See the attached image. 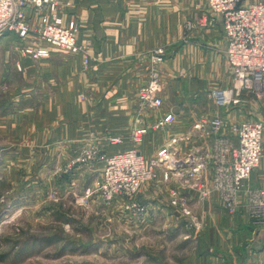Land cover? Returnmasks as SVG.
Listing matches in <instances>:
<instances>
[{"label": "crops", "instance_id": "crops-1", "mask_svg": "<svg viewBox=\"0 0 264 264\" xmlns=\"http://www.w3.org/2000/svg\"><path fill=\"white\" fill-rule=\"evenodd\" d=\"M60 1L59 14L64 22L77 25V43L89 50L94 59L92 69L82 71L78 55L60 50L51 49L48 57L35 61L21 53L12 70L13 78L21 81L9 99L14 108L11 113L0 109V141L8 129L13 130V144L19 153L26 142L31 147L61 145L65 150L66 145L74 150L71 146L87 140L104 145L107 137L116 136L123 140L122 146L128 144L137 91L149 78L146 54L156 49L168 50L157 67L162 107L144 111L142 121L150 126L169 114L173 123L149 132L139 149L147 159L156 147L172 136L183 135L200 118L221 116L228 127L244 121L248 108L260 107L252 100L245 109L221 112L209 97L208 93L229 87L232 72L218 19L213 26L199 24L207 13L206 0H69V6ZM186 21L195 27L184 42L182 24ZM8 42L6 35L0 47ZM25 129L29 132H23ZM225 133L224 128L221 134ZM202 145L196 140L187 148ZM180 148L186 150L185 145ZM259 166L254 172L257 181L264 178V149ZM214 200L205 205L209 213L204 212L202 223L210 221L213 227L218 226L211 231L212 238L213 231H218L215 233L223 247L216 264H264V245L253 234L247 217L227 216ZM194 202L191 194L190 204ZM147 204L149 209L152 204L157 215H167L159 200ZM231 225L234 229L227 233L225 227ZM250 242L253 250L249 251Z\"/></svg>", "mask_w": 264, "mask_h": 264}, {"label": "rangeland", "instance_id": "rangeland-1", "mask_svg": "<svg viewBox=\"0 0 264 264\" xmlns=\"http://www.w3.org/2000/svg\"><path fill=\"white\" fill-rule=\"evenodd\" d=\"M184 23L182 38L185 36ZM6 35L9 42L0 47V109L4 107L5 112L11 113L14 106H10L9 99L13 98L21 84V81L13 78L12 70L21 53L25 55L23 49L28 44L10 33L3 37ZM156 50L146 54L149 76L151 54ZM163 50L164 57L159 65L168 54V50ZM159 65L154 67L158 74ZM91 69L92 65L87 71ZM148 83L149 78L139 89ZM249 104L246 102L241 108L245 109ZM136 107L135 103V112ZM133 119L128 144L123 146L120 137V144H109L110 136L104 145L87 140L84 144L71 146L74 150L66 145L65 150L61 145L31 147L26 142L19 153L16 150L18 146L13 144V130L6 131V138L1 140L4 143L0 141V264H216L223 247L221 240L217 239L218 231H213L214 238L211 231L218 226L213 227L210 221L202 223V219H206L204 212L209 213L205 207L213 198L216 199L213 201L216 204H213L227 216L244 214L258 242L264 245V226L254 223V219L247 214L248 193L246 196L241 194L235 204L220 199L216 192H209L207 197L201 199L200 194L196 196L191 189L181 187L174 172H168L169 180L165 181L164 171L155 168L153 181H144L133 194L120 193L107 200L102 189L105 184L103 164L87 160L85 153L94 152L98 157L134 150L149 164L151 160H156L158 151L165 147L170 138L178 137L168 138L147 159L139 149L156 121L147 126L140 116V123L148 134L135 144L130 139ZM244 119H264V107L248 108ZM23 132L28 133L29 129ZM25 135L22 134L23 137ZM182 151L180 156L184 157L187 146ZM209 166L213 170L218 168L216 162ZM259 168L256 167L243 182V189L255 191L264 188L259 187L264 184V178L257 181L254 174ZM261 174L264 177V172ZM207 189L211 190L209 187ZM191 194L196 203L190 204ZM148 198L154 204L159 200L169 213L157 215L152 211V204L149 209ZM193 219L197 220L196 224ZM225 229L228 233L234 227L231 225ZM249 245V251L253 250V243Z\"/></svg>", "mask_w": 264, "mask_h": 264}, {"label": "built area", "instance_id": "built-area-1", "mask_svg": "<svg viewBox=\"0 0 264 264\" xmlns=\"http://www.w3.org/2000/svg\"><path fill=\"white\" fill-rule=\"evenodd\" d=\"M62 2L69 6L68 0ZM58 4L59 0H0V39L10 33L24 43L30 42L34 46L24 48L23 52L32 60L47 57L51 49L78 55L81 69L87 71L93 58L86 47L77 43V25L74 21L64 22ZM206 6L207 14L202 16L199 24L213 26L218 19L225 42L224 55L232 72L228 88L211 92L214 105L220 111H227L254 100L264 107V0H206ZM194 27L191 21L184 23V42ZM151 55L149 83L137 91L130 133L135 144L148 134L140 123L142 112L162 107L158 96L159 74L154 67L162 62L164 50H156ZM172 123L173 117L165 115L153 124L152 130H164ZM224 128L226 133L222 135ZM263 135L264 119L244 120L226 127L221 116L203 117L183 135L170 138L158 151L156 160L149 164L134 150L98 157L94 152L85 153V157L103 164L105 184L102 189L107 200L120 193L133 194L144 181H153L156 177L154 169L160 168L164 171L165 181L169 180L168 172H174L181 187L191 189L196 196L200 194L201 199L209 192H216L220 199L235 204L241 194L246 196L248 193L247 214L254 223L264 226V188L243 189V182L259 166ZM196 140H201L203 145L188 148L186 155L181 157L180 146H188ZM108 143L118 145L121 140L111 136ZM212 162H216L218 168L213 170L209 166ZM192 221L197 222L196 219Z\"/></svg>", "mask_w": 264, "mask_h": 264}]
</instances>
